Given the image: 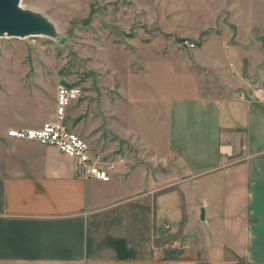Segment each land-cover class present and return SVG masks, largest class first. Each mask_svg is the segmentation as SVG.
<instances>
[{"label":"crops","instance_id":"crops-1","mask_svg":"<svg viewBox=\"0 0 264 264\" xmlns=\"http://www.w3.org/2000/svg\"><path fill=\"white\" fill-rule=\"evenodd\" d=\"M193 7L202 31L180 38L194 48L180 46L186 74L167 101L164 147L131 123L122 79L113 98L66 110L114 164L108 182L80 178L52 146L6 137L39 128L54 105L33 125L0 127V264H264V102L251 94L264 86V0ZM185 209L194 220L181 227Z\"/></svg>","mask_w":264,"mask_h":264},{"label":"rangeland","instance_id":"rangeland-1","mask_svg":"<svg viewBox=\"0 0 264 264\" xmlns=\"http://www.w3.org/2000/svg\"><path fill=\"white\" fill-rule=\"evenodd\" d=\"M194 1L20 0L22 8L47 18L56 34L0 37V127L42 121L52 112L58 85L78 87L79 99L93 102L113 98L122 79L125 94L133 98L125 108L131 111V123L164 147L167 101L177 97L186 74L179 65L186 57L180 47L186 39L180 38L202 31L193 28ZM183 13L186 19L178 20ZM167 59L173 70L161 74L155 66ZM66 126L81 138L72 118H67ZM175 189L170 184L165 190ZM191 201L198 205L200 198L192 194ZM193 220L185 209L181 227ZM196 224L207 234L204 222Z\"/></svg>","mask_w":264,"mask_h":264},{"label":"built area","instance_id":"built-area-1","mask_svg":"<svg viewBox=\"0 0 264 264\" xmlns=\"http://www.w3.org/2000/svg\"><path fill=\"white\" fill-rule=\"evenodd\" d=\"M182 45L187 49L194 48V44L187 40L182 41ZM251 94L256 101L264 102V86H254ZM80 95L81 90L78 87L58 85L55 90L52 119L42 123L39 128L8 129L6 137L52 146L76 161L80 178L108 182L116 172L114 164L107 161L101 153L93 152L83 139L66 126V109Z\"/></svg>","mask_w":264,"mask_h":264},{"label":"water","instance_id":"water-1","mask_svg":"<svg viewBox=\"0 0 264 264\" xmlns=\"http://www.w3.org/2000/svg\"><path fill=\"white\" fill-rule=\"evenodd\" d=\"M54 25L39 13L22 8L20 0H0V37H54ZM199 220L204 221L203 209Z\"/></svg>","mask_w":264,"mask_h":264}]
</instances>
